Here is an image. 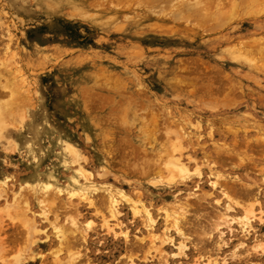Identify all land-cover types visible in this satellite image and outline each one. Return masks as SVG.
Returning a JSON list of instances; mask_svg holds the SVG:
<instances>
[{
    "label": "rangeland",
    "instance_id": "obj_1",
    "mask_svg": "<svg viewBox=\"0 0 264 264\" xmlns=\"http://www.w3.org/2000/svg\"><path fill=\"white\" fill-rule=\"evenodd\" d=\"M100 1L0 0V105L10 107L5 110H11L6 112L9 118L44 113L50 126L70 132L80 149L88 147L84 150L94 159V164H89L92 171L98 170L101 157L108 164L100 168L106 170L102 179L92 178L97 189L89 206L79 200L81 197L60 191L67 188L64 183L68 170L62 169L60 186L40 185L39 172L26 152L4 151L7 154L0 150L1 189L7 188L6 195L17 191V202L31 213L37 212L32 217L37 218L40 241L44 232L64 230L67 247L60 257L76 253V264H181L183 260L182 264H187L192 259L220 264L219 238L214 228L222 221L221 211L231 212V216L247 214L254 230L264 232V17L239 24L246 16H255L257 8L238 0L245 1V5L226 24L222 19L206 20L210 25L213 22L222 26L212 33L204 32L209 26L196 29L193 22L177 26L167 18L145 13L117 17L115 10L123 9L125 2H115L119 5L115 6L110 0L107 7L105 0ZM227 1H220L222 8L233 2ZM79 5L85 12L78 11ZM8 33L13 37L11 41L6 38ZM5 43L9 46L7 53ZM10 52L14 54L11 58ZM252 59L256 61L251 65L248 60ZM173 65L179 68L177 74L201 85V92L198 89L197 94L188 95L184 88L190 85L170 90L162 73L173 69ZM246 68L252 73L233 71ZM169 143H177L180 149L168 151ZM169 154L180 155L183 161L190 157L192 160L185 162L188 170L200 175L190 177L184 185L186 190H180L175 185L178 178L174 179L169 199L142 194L138 186L165 182L160 168ZM142 167L145 172H138ZM210 177L219 182L216 189L210 188ZM110 188L122 189L134 205L141 200L158 216L159 224L164 221V215L158 212L162 211L161 204L170 214L180 213L188 248L178 252L170 242L163 245L160 241L156 246L161 249L147 255L137 232L128 228V236L114 237L122 232L121 228L104 230L101 220ZM137 216L136 222L143 220V214ZM28 222L0 206L3 259L12 262L30 242ZM169 222L164 221L165 225ZM232 239L235 243L244 241L236 236ZM118 240L124 244L123 250L113 246ZM46 250L38 264H54L55 250ZM175 251L179 254L172 258ZM236 252L237 264H261L260 257L247 245ZM221 264L229 263L222 260Z\"/></svg>",
    "mask_w": 264,
    "mask_h": 264
},
{
    "label": "bare ground",
    "instance_id": "obj_2",
    "mask_svg": "<svg viewBox=\"0 0 264 264\" xmlns=\"http://www.w3.org/2000/svg\"><path fill=\"white\" fill-rule=\"evenodd\" d=\"M103 1H100V2H103ZM111 1L110 2H107V0L104 1V2L108 3L107 7H109ZM113 1L111 3L113 5L116 3L122 2V1L126 3V6L123 9L121 8V10H119V9L115 10L114 15L116 14L117 17H119V15H122L125 13H130L128 15H131L133 17L137 14L145 13V14H148L150 16L152 15V16L159 17L162 19H163V17L165 19L167 18L174 23L176 22L177 26H178V23H182L184 25V24H189L191 22H193L192 24H194V25L196 24V29L207 28L209 26L208 29H204V32L206 30L207 31L209 30V32H212V33H214L218 28L220 29L222 26L217 27L218 26V25L216 26L217 23L214 24L213 22H211V25H210L209 22H206V20L207 21L208 20H213V21L217 20L216 22H218V20L220 21V19H222L223 23H225V21H229L231 18L234 17V14L237 11V9L241 10L239 8L242 6L243 3L245 5V1H247V3H251L252 6H255V8H257V12H256L255 16L254 15L253 16L251 15L250 17L246 16L245 19L240 20L239 24H247L249 22L252 23V20L254 22L255 21L258 22V21H260L261 17H264V0H245V1H243V3H241L242 0L240 2L237 0L238 1L237 4L235 3L236 0L235 1L233 0V2L230 0L231 3L228 0L227 4H229V3L230 4L227 5L228 7L226 5H225V7L223 6L224 8L221 7V4H220L221 0H122V1L121 0H115L114 2ZM92 3L94 4V2H92ZM104 5H106V4H103V6ZM94 6L98 7V4L94 5ZM101 6H102V4H101ZM115 6H119V5L116 4ZM83 7H84L83 5L77 6V9L80 13L85 12V11H83L84 10ZM219 7L222 9L220 10ZM105 8H106V6H105ZM111 8H113V7H111ZM247 8H248V6H247ZM92 9H94L93 6H92ZM94 10H96V7ZM245 10H246V7H245ZM52 11H50V13ZM78 11H77V13H79ZM248 11L250 12V10H248ZM248 11H245L244 13H246V12L248 13ZM87 12L88 11L86 9V13ZM67 13L71 14V12H68V11H67ZM238 14L239 13L236 14L237 17H238ZM71 15H73V14H71ZM241 15H240V18H241ZM257 16L259 17V19L256 18ZM220 17H222V18H220ZM237 17L235 16V18H237ZM240 18H238V19H240ZM198 21L200 22V24L203 23L201 26L199 24L198 25L199 27H197ZM194 22H197V23H194ZM261 26L264 28V21H263V24H261ZM25 36H26V38L29 37L27 35H24V37ZM6 38L8 41H11L13 39V37H12V35H10V33H8L6 35ZM36 41H35V43L38 42V41L37 42ZM6 43H5V45H6ZM246 43H247V41H246ZM3 47H5L4 48L5 53H7V51L9 50V46L6 45ZM24 52H27V51L24 50ZM34 52H37V51L35 50ZM11 54H13V52L12 53L10 52L8 57H10ZM256 54H258V53H255V55ZM261 54H262V52L259 51L260 56H262ZM259 55H257V56H259ZM252 60H254V59H252ZM260 60L261 59H259L258 61H260ZM255 61L256 60H254V61L248 60V62H251V63H249L251 65L253 63H255ZM175 64H176V62H175ZM172 67H173V69L167 70L164 73H162V74H164V81H167L168 85H170V90L171 89L176 90L178 87H179V89L184 88L182 85H185V87H186V85H190L189 87L187 86V89L184 88L188 95L192 96L194 94H197L198 89H199V92H201L200 91V89L202 88L201 85L198 86L197 83L196 84L192 83L191 81H188L186 79V77H183V76L177 74V72H178L177 69H179V68H177L176 65H173ZM258 67L259 66H257V68ZM261 68L262 67H260V69ZM194 70H192V71L193 72L196 71L195 72V76H196L197 69L195 71ZM250 70H251V68H246L243 71L242 70H240V71L239 70H233V71H234V73H239L242 75V74L252 73ZM181 71H184V69ZM188 71H189V69H188ZM204 75H206V74H204ZM226 75H228V74H226ZM162 78H163V76H162ZM214 80H216V79L214 78ZM228 80H229V78H228ZM1 86L4 88V83L1 84ZM166 87H168V86H166ZM204 87L205 86H203V90H205V88H206L208 90V92H210L209 85H207L205 88ZM234 87L235 86H232L233 92L237 91V93H238L237 87H235V88ZM227 89L230 90L231 88H227ZM238 89L240 90V87H238ZM229 90H228V94H229ZM217 91L219 92V89ZM221 91H222V88H221ZM208 92H206V93H208ZM212 92H211V94H212ZM214 92H216V91H214ZM250 92L253 93V90ZM190 93H193V94H190ZM234 93H236V92H234ZM234 93H233V95H234ZM240 93H239L240 94L239 96L242 97V95H243L242 91ZM233 95H231V96L233 97ZM247 95L245 94V97ZM210 96H212V95H210ZM237 96L238 95H236V97ZM3 105L4 104L0 105V150L2 152L14 151V150L24 151V152H26V154H25L26 157H28V159H30V161L34 167H36V168L40 167V166L49 167V168H46L47 171H45L44 169H42V171H38L35 168V170L37 172H39V179H40L39 182H41L40 185H43L45 183L48 186L49 185L60 186L61 171H62V169L66 170V171L68 170V174L66 173L67 174L66 177L64 176L66 178L64 185H66L67 188L60 190V191H62V193H66L67 195L72 196V197H76V196L81 197V199H79V200H83L87 205L91 206L92 194H94V188L97 186L94 183V181L92 180V178L93 179H100V178L102 179L103 178V173L106 170L104 169V170L100 171V168H107L108 164H107L106 160L103 157L98 159L99 162L101 161V163L97 167L98 170L95 172L92 171L89 168V164H91V163L94 164V159L92 157V154L88 150H84V148L88 149L87 146L80 149L76 145V143L74 142V139L72 138L70 132H67L58 126H50L49 119L44 113H43V115H40V116H35L36 114L33 115L32 113H30V115L28 117H26L25 114L24 115L17 114L15 116L9 118V116L6 114V112L10 113L11 110H8L6 112H5V110L10 109V107L6 109V105H4V106ZM3 107H5V109ZM101 147H102V145H101ZM170 148L173 151H175V150H178L179 145L177 143H174V144L169 143V147L167 148L168 151L170 150ZM4 153H7V152H4ZM46 160H47V162H46ZM191 160L192 159L190 157L187 159V161H189V162ZM187 161H183L182 158H180V155H178L177 157H174V156L170 157V154H169L167 156V158L165 159V161L163 160L162 166L160 165L161 166V168H160L161 174L160 175L164 176L163 178L165 179V182H161V181H154L153 182L152 181V183L150 184V187L138 186V190H140L141 193L144 195L149 194V193L152 195L157 194V195H160V196H163V197H166L169 199L170 198V183H173V180L174 179L176 180V178H178L177 183H179V184L176 183L175 185L180 186L179 187L180 190H182V189L186 190L187 188L184 187V185H187V183H189L190 177L193 175L194 176L200 175V173H198L196 170L192 171V172L188 170V167L186 165ZM145 166H147V165H145ZM138 169H139V167H138ZM143 170H145L144 167L140 168V170H138V172L139 171L142 172ZM144 172H142V173H144ZM172 173L175 174V176H172L171 175ZM37 178H38V176H37ZM148 183H150V182H148ZM208 183L210 185V188L213 190V189H216L219 182L217 181L216 177H210L208 179ZM5 185H6V183H5ZM47 185H45V186H47ZM2 186L3 185L0 184V198L3 199L1 202L2 204L0 203L1 209L6 210L7 212H13L16 215H19L22 218V220H24L25 222L30 221V223L28 222L26 224V227H28V233L30 235V242H28L27 246L24 248V250L21 253H19L20 255H18L15 258L13 257L12 262H9L8 260L3 259V257L0 255V264H38L41 261L42 253L46 248H47V250H50V249L55 250L54 251V256H55L54 257V264H76L75 259L77 257L74 256L76 253L71 252V253H68L67 255H63L62 257H60V254L62 253L63 248L67 247L65 245L66 240H65L64 230L58 228V229H54L52 231V233L44 232L43 233L44 236L41 237V240H43V241H40V238L38 235V232L40 231L39 230L40 227L37 226L38 225L37 220H36L37 218H35V216L32 217V215L33 214L36 215L37 212L35 211V212L31 213L28 207H25V206L23 207V204H20L17 202V200L14 198V196L17 194L16 193L17 191L15 193H11L10 195H6L5 190L7 188L5 187L3 190V189H1ZM13 186L10 187L11 192H12ZM40 188H42V187H40ZM60 188H62V187H60ZM95 189H97V188H95ZM185 192H187V191H185ZM128 197H130V196L128 195ZM128 197L126 196V194L123 192L122 189L110 188L108 190L107 196L105 197L106 198L105 203L107 204L106 214L104 215V217L102 216V220H101L102 221L101 223L103 224L102 225L103 228L105 227L108 232H110V230H115V229L119 230L121 228L122 232L120 234L115 233L116 235L114 234L113 235L114 237H117L119 235H123L124 237L128 236V233L126 231L128 228L132 232H137L140 235L139 241L141 240V243H142L143 247L145 248L147 255L150 252L155 251L156 249H161V248H157V246H156V243L160 242V241H161V243L163 241V243H164V244L162 243L163 245H166L165 242L166 243L170 242L171 246L176 248V250L178 252H183L185 249L188 248L187 239H186L185 233H184V219L182 218L180 213L173 212L170 214L165 209L164 205L161 204L160 208H162V209H160V210H162V211H158V212H161L164 215L163 220L166 223H167V221H170V222L168 225H165L164 221L159 224L158 223L159 222L158 216L154 215L151 212L150 208L146 204H144L140 200L137 205H134L135 204L134 200H133V203H134L133 204L132 201H129ZM144 197L145 196H143L141 199L145 201L146 199H144ZM162 201H164V200H162ZM217 203H218V201H217ZM123 209H124V211H123ZM39 210H40V208H39ZM226 210L231 211L230 208H226ZM103 212H105V211H103ZM39 213H40V211H39ZM137 214L138 215L143 214V220L142 221L136 222L135 216H137ZM221 214H222L221 215L222 221L220 224H217L214 228L215 233H217V237L219 238V241L217 243L219 246L217 254L222 258L220 260V264H221L222 260H224V262L225 261L228 262L229 264H237V262L235 260V259H237L236 258L237 257L236 251L238 248H240L241 246H245V245L248 246L250 252H252V253L254 252L255 254H257V256L260 257L261 264L262 263L264 264V232L261 233L260 228H259V230H254V227L250 224V217L247 214H241V215L237 214V215L231 216V212H226V211H221ZM129 215H130V217H128ZM39 217H38V219H39ZM41 222H42V220H41ZM73 224L71 225V227H74ZM58 225H60V223H58L57 226ZM105 228H104V230H105ZM75 229H76V227H75ZM171 232H172V235H171ZM232 236H236V238H243L244 241L235 243L232 239ZM120 242H122V241L118 240V241L113 242V246H115L116 249H119V250L122 249L123 250L124 244L120 243ZM34 245H35V247H33ZM158 247H160V246L158 245ZM161 247H162V245H161ZM177 251H175L174 253L171 254L172 258L179 254V253L178 254L176 253ZM157 253H158V251H157ZM219 256H218V258H219ZM168 262H169V260H168ZM182 262H181V264H182ZM165 263L169 264L167 262H165ZM203 263H204L203 261L201 262L198 259H192L187 264H203ZM176 264H177V262H176Z\"/></svg>",
    "mask_w": 264,
    "mask_h": 264
}]
</instances>
